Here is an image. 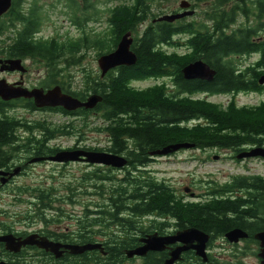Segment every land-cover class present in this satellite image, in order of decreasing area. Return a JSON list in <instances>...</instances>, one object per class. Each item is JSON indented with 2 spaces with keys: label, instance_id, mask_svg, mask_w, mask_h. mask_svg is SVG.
Listing matches in <instances>:
<instances>
[{
  "label": "trees",
  "instance_id": "1",
  "mask_svg": "<svg viewBox=\"0 0 264 264\" xmlns=\"http://www.w3.org/2000/svg\"><path fill=\"white\" fill-rule=\"evenodd\" d=\"M154 1L159 0H133L111 9L110 34L106 37L84 33L83 37L64 43L39 37L44 18L39 8L34 6L31 16L24 19L26 29L18 34L17 49H13L10 43L7 50L2 48L1 51L9 53L10 58L30 57L39 64L44 63L50 84L70 87L69 69L81 64L83 53L96 50L98 57L109 54L117 48L122 37L131 32L135 36L132 50L137 55V63L132 67H120L105 79L100 75L86 74L85 89L73 95L81 101H85L91 93L103 98L95 110L83 109L81 116L87 118L94 111L102 114L104 126L98 131L108 136L110 146L104 150H87L125 155L128 167L135 170L145 169L151 164V152L172 145L191 144L203 151L232 150L235 155L248 147L264 146V101L257 106L239 107L233 99L224 106L195 98L199 94L229 96L231 93V97L235 98L237 94L264 93V88L259 85L263 68H249L250 75L246 80L244 73L236 74L237 67L232 64L233 61L227 60L228 56L238 54L239 49L246 46L244 43H248L246 32L242 35L238 32L228 34V30L237 24L236 16L230 18L222 12L219 16L215 11L205 15L206 21L200 23H158L142 32L143 23L150 19ZM84 4L82 9L76 0L67 1L68 8L73 12L72 22L79 28L90 20L92 14L89 11H93V17L100 16L91 0H84ZM18 18L21 20V15L18 14ZM178 34L187 36V40L176 41ZM165 48H186L193 49V52L182 56ZM198 58H202L216 72L213 82L184 78L183 68ZM165 78L173 82L174 88L170 90L166 84L148 89L132 86L137 82ZM6 107L0 104V108ZM56 108L54 112L73 114ZM16 124L17 119L9 115L0 119V144L13 138ZM37 126L46 132V138L51 141L77 132L72 124L56 128L43 123ZM60 150L59 147H51L50 153ZM181 151L186 150L181 149L178 153ZM97 177L100 181L110 180L108 176ZM52 193L42 191L37 195L42 202L40 212L52 210ZM95 194L107 197L109 203L108 206L98 204L94 207L97 211L87 210V219H94L95 223L101 220L135 221L166 217L179 220L182 228L192 227L207 234L225 235L234 229L245 228L246 220L264 221L263 177L238 178L222 189L210 192L208 201L198 203L178 198L165 182L158 181L150 173H145L140 179L127 176L121 184H113L110 188L101 185ZM40 218L49 217L42 215ZM96 225L104 227L101 223Z\"/></svg>",
  "mask_w": 264,
  "mask_h": 264
},
{
  "label": "flooded vegetation",
  "instance_id": "2",
  "mask_svg": "<svg viewBox=\"0 0 264 264\" xmlns=\"http://www.w3.org/2000/svg\"><path fill=\"white\" fill-rule=\"evenodd\" d=\"M185 1L191 5L187 10L195 9L191 0L190 2ZM205 1L208 2L210 0ZM31 2L32 0H13L10 10L0 17V60L18 59L10 58L9 53H2L1 50L2 48L7 50L10 43L13 49H17L18 34L26 29L24 19L31 16L35 8L34 3ZM218 3H221V6H217ZM181 4L180 10H173L170 14L185 12L186 10L181 8ZM209 8L210 13L208 15L216 11L219 16L221 12L229 17L236 16L237 24L228 30V34L238 32L242 35L246 32V36H249L248 43H244L246 46L241 47L238 54L228 56L227 60L233 61L232 64L237 67L236 74L244 73V79L246 80L250 75L249 68H263L261 80L264 77V0H211ZM18 14L21 15V20H19ZM92 18L98 17L91 15L90 20ZM155 20L156 18L148 25L162 24V22L155 23ZM187 20L189 18L170 24L189 23ZM208 24L210 27L211 23L209 22ZM144 28L146 29L147 27L143 26L142 30ZM79 29L82 30V28ZM179 36L184 35L178 34L175 38L177 39ZM171 50L182 56L193 52V49L187 50L186 48H171ZM22 60L26 73L21 74L18 71L14 73L3 72L2 65H0V80L8 82L7 77H12L14 80L8 83L16 88L39 89L45 93L59 86L49 83L47 68L44 71V77L32 85L30 83L32 68L27 62H37L30 57ZM198 60L203 59L198 58L196 61ZM115 71L107 76L112 75ZM70 83V87H59L64 94L78 98L73 95L75 91L72 87V76ZM259 85L264 88V84H261L260 81ZM172 88H174L173 85ZM91 95L94 94L91 93ZM232 95L230 93L229 96H224L233 99L234 96L231 97ZM239 95L249 94L243 93L236 96ZM88 97H86L85 101ZM0 104L7 106L5 109L0 108V119L7 118L9 115V117L16 118L18 123L12 131L13 138L9 142L0 144V264H264V243L259 239V235L264 233V221L258 219L246 220L244 222L245 228H237L247 235L245 238H240L237 242L229 241L227 233L225 235L221 233L207 234L199 230L208 236L203 254H199L195 249L199 245L198 242L195 241L189 244L182 240L183 238L180 234L192 227L182 228L181 222L176 219L165 217L155 220L143 219L135 221L101 220L99 222L96 221V223L94 219H77L74 221H68L63 218L52 219L49 214L56 210L54 205L58 204V211L62 212L61 205L66 203V197L57 196L55 193L51 194L52 202L50 205H52V210H41L36 218H33L32 215L42 206L41 200L36 197L34 201H31L34 211L31 215L29 214V218L18 219L19 216L13 212L14 202H6L7 199L3 196H8L12 199L19 197L18 199H20L21 194L32 190L28 187L19 186L18 181L33 175L37 167L50 165L51 163L64 166L73 163L63 164L42 160L54 157L58 152L64 150L61 149L54 154L50 153V142L52 141L47 139L46 132L37 126L38 123H43L47 127H50V125L46 124L45 120L43 122L34 121L27 117V115H45L61 112H54L55 108L39 109L33 99L21 98L8 102L3 101L0 97ZM60 108L57 107L56 109ZM11 112L14 115H10ZM18 112H23L24 114L18 115ZM81 112H84L83 109L70 112L73 114L66 116L81 117ZM92 113L97 114L95 111ZM61 114L65 115L64 113ZM47 136H49L48 132ZM255 148H264V146L248 147L235 155L234 159L238 160L237 157L240 154L250 152ZM69 150L79 149L75 147V149ZM227 151L232 152V150ZM153 153L155 152L150 153L149 159L151 163L178 154L177 152L167 156H154L152 155ZM261 160L264 161V159ZM82 164L88 165L86 163ZM107 168L113 169L111 167ZM150 174L152 175V173ZM98 187L94 188L96 192ZM11 191L14 192L11 193ZM17 192L19 196L15 195ZM77 194L76 192L75 196L71 192V196L68 199L74 202L75 198L78 201ZM97 205L95 204V206ZM42 215L49 218L42 219L40 218ZM98 223L103 224L104 227L97 226L96 224ZM86 246L91 248L86 249ZM76 250L81 252L76 253Z\"/></svg>",
  "mask_w": 264,
  "mask_h": 264
},
{
  "label": "rangeland",
  "instance_id": "3",
  "mask_svg": "<svg viewBox=\"0 0 264 264\" xmlns=\"http://www.w3.org/2000/svg\"><path fill=\"white\" fill-rule=\"evenodd\" d=\"M68 0H32L34 6L39 8V13L44 18L42 23L40 38L46 40H57L60 43L68 40H77L83 37L84 33L90 35L108 36L110 34V10L123 3H130L133 0H91L94 7L100 12L98 18H92L85 22L84 27L79 29L72 23L73 12L67 6ZM80 7H85L84 0H76ZM185 0H159L154 1L151 8V16L148 22L144 23V27H148L154 16L161 17L165 14H170L173 10H180V4ZM190 2V0H187ZM205 0H191L195 7V15L189 18L187 22H202L206 21L205 15L210 13L209 3ZM93 15V11H89ZM79 16H82L79 14ZM155 17V18H156ZM98 19V20H97ZM98 21V22H97ZM148 25V26H147ZM142 26V27H143ZM145 29V28H144ZM142 30V32L144 31ZM135 37V36H134ZM187 36H179V39L187 40ZM165 50L172 52L171 48ZM98 53L96 50H89L83 53L82 62L80 65L72 67L69 72L72 76V87L74 93L82 92L84 88V78L86 74L100 75L101 71L98 67ZM105 55V54H104ZM32 68L30 83L36 84L44 76L46 66L44 64L27 62ZM8 82H12L14 78L7 77ZM166 84L169 89H172V81L168 78L160 81L149 80L133 83L132 86L136 89H148L155 85ZM195 98L207 99L213 103L227 106L232 100L225 96H207L204 94L196 95ZM233 101L239 107L257 106L264 101V93L262 95H239L233 98ZM23 112H18V115H23ZM10 115H14L11 114ZM34 121L45 120L46 124L54 127L65 126L72 124L76 129V133L71 136L58 137L50 142L51 147H59L62 150L70 151L69 149L79 150L86 149H107L110 146V141L105 133L99 132L98 128L104 126L102 114H91L87 118L84 116L73 118L62 115L61 113H50L45 115H27ZM82 138V139H81ZM80 141V142H79ZM235 158V153L232 151L219 150H198L191 149L189 151H181L180 153L168 158H162L154 163H151L145 169L128 168L124 170H113L107 167L90 166L82 163H73L69 165L53 164L37 167L30 177L18 181L19 186L28 187L29 192L21 194L20 199H12L8 196H3L7 199L6 202H14V210L19 218L28 219L34 211L31 201L37 197L39 192L46 191L55 193L57 196L66 197V203L61 205L62 212L55 210L51 212L50 218H63L68 221L77 219H87V210H95V204L108 206L107 197H99L96 195L94 186L105 185L110 188L113 184H121V181L130 176L131 179H140L145 173H152L158 181L165 182L175 195L185 202H206L210 199V192L217 189H222L238 178L263 177L264 178V161L261 159L238 161ZM130 173V175H128ZM97 175L108 176L110 180L100 181ZM140 177V178H139ZM94 189V190H93ZM190 191L187 193L186 190ZM76 196L74 202L68 199L71 192ZM14 191H11L13 193ZM52 193V194H53ZM194 194V196H193ZM19 196V193H15ZM18 200V201H17ZM36 203V202H33ZM94 204V205H93ZM54 205L55 208L59 206ZM40 213L37 209L32 215L33 218ZM148 220V219H146Z\"/></svg>",
  "mask_w": 264,
  "mask_h": 264
},
{
  "label": "water",
  "instance_id": "4",
  "mask_svg": "<svg viewBox=\"0 0 264 264\" xmlns=\"http://www.w3.org/2000/svg\"><path fill=\"white\" fill-rule=\"evenodd\" d=\"M13 0H0V17L6 14L12 4ZM191 5L183 1L181 8L186 10L183 13L167 14L159 17L155 20V23H175L178 20L184 18L194 17L196 11L187 10ZM134 44V38L131 32L124 35L118 44L117 48L109 53L101 56L98 60V66L101 71V77L105 78L111 71L120 67H132L137 61V55L133 52L132 46ZM3 72H20L26 73L25 66L22 59H7L0 60ZM183 75L186 80H200L205 82H213L216 76V72L203 60L192 62L183 68ZM261 84H264V77L260 80ZM21 84V83H20ZM0 97L3 101H12L16 99H29L35 100L36 106L39 109L42 108H56L61 107L68 112H74L77 110H95L97 106L102 103L103 98L94 94L88 97L86 101H81L71 95L64 94L62 89L57 86L45 93L43 90L26 88H16L14 85L8 83L6 80H0ZM194 145L191 144H179L169 146L161 151H157L152 155L167 156L179 152L181 149H193ZM238 160L242 159H264V148H255L250 152L240 154ZM50 160L52 162L69 164V163H86L88 165L106 166L115 170H124L128 166V160L119 155H115L107 152L88 151V150H73V151H60L54 157L42 159ZM190 190L187 189L188 193ZM194 196V194H193ZM180 236L185 243L192 244L198 242L196 250L199 254H203L204 246L208 240V236L195 228H190L181 233ZM247 235L240 229H234L227 233V238L231 242H237L240 238H245ZM259 239L264 243V233L259 235ZM90 246H86V249H90ZM76 253H80V250H76Z\"/></svg>",
  "mask_w": 264,
  "mask_h": 264
}]
</instances>
